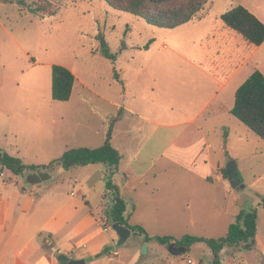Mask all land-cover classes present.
Segmentation results:
<instances>
[{
	"label": "rangeland",
	"instance_id": "rangeland-1",
	"mask_svg": "<svg viewBox=\"0 0 264 264\" xmlns=\"http://www.w3.org/2000/svg\"><path fill=\"white\" fill-rule=\"evenodd\" d=\"M205 3L201 13L213 4L209 14L173 29H163L117 11L103 0L59 2L57 13L43 19L22 9L16 1L0 0V148L26 164L47 165L61 155L55 149L45 150L47 141L60 142L67 149L101 144L113 115L119 116L123 111L115 106L118 102L139 111L145 106L147 117L168 127L128 113L116 127L115 143L127 153L137 145L143 146L140 161L158 155L181 130L173 126L178 103L184 104L194 95L192 86L201 74L191 65L190 54L196 47L206 48L207 39H199L210 25L207 22L236 5L264 12V0H206ZM103 43L104 48L116 54L115 60L101 54ZM53 64L68 68L75 77L67 101L51 98ZM159 77L174 78L171 91L168 84H163L159 91ZM157 104L168 113L167 119L152 116ZM221 123L223 129L230 130L222 166L226 168L233 161L243 187L232 188L228 180L216 181L210 190L199 188L177 194L208 197L215 193L229 214L237 208L256 207L258 217L264 221V141L232 115ZM191 128L195 129L190 126L188 130ZM137 165L142 167L140 163ZM166 165L168 171L160 180L186 178V172L178 170L174 163ZM84 170L74 167L68 175L82 177ZM29 173L27 170L19 175L18 181L22 182ZM187 178L194 177L188 173ZM132 183L141 186L139 179L134 178ZM76 190L77 186H68V191ZM94 196L91 205L102 200L100 195ZM208 212L206 206L199 210L201 216ZM228 219L234 221L230 215ZM214 231L218 236L226 233L219 228ZM130 238L128 244L136 235ZM121 246L116 245L115 249ZM229 258L223 256L225 261Z\"/></svg>",
	"mask_w": 264,
	"mask_h": 264
},
{
	"label": "crops",
	"instance_id": "crops-1",
	"mask_svg": "<svg viewBox=\"0 0 264 264\" xmlns=\"http://www.w3.org/2000/svg\"><path fill=\"white\" fill-rule=\"evenodd\" d=\"M212 5L207 6L202 15L203 6L193 19L209 14ZM248 8L264 23V12ZM227 10L207 22L210 25L199 39H207L206 48L196 47L190 54V63L201 76L192 86L194 95L188 102L178 103L180 112L173 126L181 130L158 155L140 161L144 151L141 145L129 153L124 152L114 141L116 127L128 113L158 126L168 125L153 122L144 113L145 106L139 111L115 103L123 111L112 126L111 144L121 155L112 183L126 202L124 216L128 223L142 227L151 237L166 235L178 239L185 234L221 237L214 230L219 228L227 232L231 223L228 216L234 218L241 211L237 208L229 214L221 197L215 193L208 197L177 194L199 188L210 190L216 186V181L227 180L222 174V153L225 152L224 145L230 137V130L223 129L222 119L231 115L235 91L253 70L256 68L264 75V41L254 46L227 27L220 19V15ZM173 79L159 77V91L163 84H168L171 91ZM153 114L157 119L168 118V113L160 104H157ZM113 116L116 117L117 113ZM190 126L195 129L188 130ZM159 138L160 135L157 136ZM67 148L52 140L44 144L45 150L52 152L55 149L61 154ZM144 154L148 155V152ZM167 162L174 163L178 170L194 178L186 176L177 181L160 180L159 177L168 171ZM80 167L85 169L83 175L75 177L68 175L74 167L64 169L54 164L49 171L50 177L35 184L27 181L28 175L19 182V175L7 169L0 172V264H60L58 254L66 255L69 260L92 256L93 259L87 261L91 264H209L214 259V254L203 242L194 243L184 252L173 255L167 246L154 240L145 242L142 235L132 231L121 248L115 249L118 235L106 214L115 197L105 186L108 168L102 163ZM134 178L139 179L141 186L130 185ZM70 185L77 186L76 192L68 191ZM95 194L100 195L102 200L91 205ZM202 206L209 208V212L201 216L199 210ZM131 235H136V238L128 244ZM144 243L147 244V252L142 255L140 251ZM245 245L221 249L218 253L220 264H264V221L258 214L254 244L251 247ZM103 248H108L107 253L97 256ZM223 256L230 258L225 261Z\"/></svg>",
	"mask_w": 264,
	"mask_h": 264
},
{
	"label": "trees",
	"instance_id": "trees-1",
	"mask_svg": "<svg viewBox=\"0 0 264 264\" xmlns=\"http://www.w3.org/2000/svg\"><path fill=\"white\" fill-rule=\"evenodd\" d=\"M9 1V0H4ZM22 8L40 18L55 15L59 9L58 3L68 0H13ZM108 6L117 10L130 13L143 19L149 25L173 29L181 26L202 10L206 0H103ZM223 23L239 33L248 43L258 46L264 41V23L243 5H236L220 15ZM151 43V41H150ZM101 54L110 60H115L116 54L109 52L106 48ZM75 77L66 67L53 64L51 66V98L56 101L69 100ZM230 114L239 122L255 133L264 141V75L258 69L247 77V79L236 89L234 104ZM120 117H114L107 127L103 143L94 148L76 147L66 149L58 159L47 165L26 164L20 157L9 154L0 148V172L9 170L14 175H23L29 170L27 181L35 184L48 179L49 171L54 164H59L64 169L75 166H84L94 163H102L108 168L105 178L106 188L111 190L114 202L106 213L109 222H118L129 228L134 234L143 236L145 242L156 241L159 244L188 248L197 242L205 243L212 253L214 259L209 264H220L218 253L225 246H238L248 244L251 247L257 230V208L251 207L248 210H241L234 217V221L228 226L227 232L221 237H201L185 234L176 239L172 236H149L145 230L138 225H130L127 217L124 216L126 202L119 194L118 188L112 183V175L117 169L121 159L118 150L111 144V133L113 123ZM223 177L228 179L226 168L222 170ZM239 179L242 177L237 172ZM264 203V195L262 197ZM108 248L97 255L107 253ZM60 264H68L69 259L64 254H58Z\"/></svg>",
	"mask_w": 264,
	"mask_h": 264
},
{
	"label": "water",
	"instance_id": "water-1",
	"mask_svg": "<svg viewBox=\"0 0 264 264\" xmlns=\"http://www.w3.org/2000/svg\"><path fill=\"white\" fill-rule=\"evenodd\" d=\"M104 47H105V44L103 43L102 48ZM226 174L228 175L227 180L229 181L232 188H242L243 187V184L237 175V166L235 165L233 161H230L229 164L227 165ZM111 227L115 230V232L118 235L117 245L124 244L127 238L129 237V235L131 234V230L127 228L126 226L119 224L118 222H113ZM245 246H248V244H246ZM184 250H185L184 247H176L173 244L168 246L169 253L173 255L180 254L184 252ZM140 252L142 255L146 254L147 252L146 243L143 244ZM92 259H93L92 256H88V257L81 258V259H71L68 262V264H84L86 261H90Z\"/></svg>",
	"mask_w": 264,
	"mask_h": 264
},
{
	"label": "built area",
	"instance_id": "built-area-1",
	"mask_svg": "<svg viewBox=\"0 0 264 264\" xmlns=\"http://www.w3.org/2000/svg\"><path fill=\"white\" fill-rule=\"evenodd\" d=\"M188 262H190V260Z\"/></svg>",
	"mask_w": 264,
	"mask_h": 264
}]
</instances>
